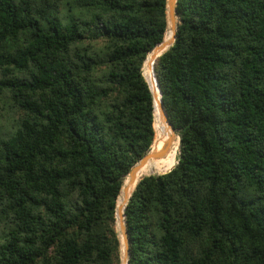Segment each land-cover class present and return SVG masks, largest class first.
Wrapping results in <instances>:
<instances>
[{
  "label": "trees",
  "instance_id": "1",
  "mask_svg": "<svg viewBox=\"0 0 264 264\" xmlns=\"http://www.w3.org/2000/svg\"><path fill=\"white\" fill-rule=\"evenodd\" d=\"M166 4L0 0V264H125ZM175 9L153 71L179 143L128 190V264H264V0Z\"/></svg>",
  "mask_w": 264,
  "mask_h": 264
},
{
  "label": "water",
  "instance_id": "2",
  "mask_svg": "<svg viewBox=\"0 0 264 264\" xmlns=\"http://www.w3.org/2000/svg\"><path fill=\"white\" fill-rule=\"evenodd\" d=\"M176 0H167V4H166V8H167V28L171 29L173 31V35H172V40L171 42L169 43V45L166 47V49L174 42V39H175V33H176V29H177V24H176ZM163 44V40L162 42H160L158 45H161ZM158 45H156L153 49H155ZM152 49V50H153ZM165 49V50H166ZM164 50V51H165ZM163 51V52H164ZM162 52V53H163ZM161 53V54H162ZM159 54V55H161ZM158 55V56H159ZM156 56V57H158ZM147 57L148 55L146 56V59L145 61L147 60ZM156 57L154 59L151 60L150 62V67H151V71H152V76H153V82L155 83V85L157 86V89L159 91V87H158V83L155 79V76H154V71H153V64H154V61L156 59ZM144 61V63H145ZM144 66V64H143ZM144 75V74H143ZM145 78V76H144ZM145 80L147 81V79L145 78ZM147 83L149 84V82L147 81ZM150 86V85H149ZM150 90L152 92V95H153V100L155 98L154 96V93H153V90L150 86ZM159 106H160V109H161V112L163 113L164 115V118L166 119V121L169 123V125L172 127L165 111H164V108H163V104H162V100H161V92L159 91ZM173 131H174V128L172 127ZM174 137H177L175 132H174V135L173 137H170L168 138L164 143L163 145L161 146L160 149L158 150H152L150 148V150L148 152H146L133 166L132 168L130 169L125 181H124V184L123 186L121 187L120 189V192L121 191H124V192H127L128 189L130 188V186L134 183V180H135V175L137 172L140 171V169L146 164V162L148 160H151V159H155V158H158L160 157L161 155H163L167 150L168 148L172 145L173 143V140H174ZM177 141L179 143V140H178V137H177ZM165 173V172H164ZM147 175H150V174H147ZM145 176V175H144ZM138 180L135 182V186L137 184ZM134 186V188H135ZM133 188V189H134ZM132 189V191H133ZM131 191V192H132ZM119 192V194H120ZM131 194V193H130ZM130 194L129 196L127 197V200L124 204V207H123V210H122V217H123V224L120 225V227L118 228L117 227V231L119 233V235H122V240H123V245H124V258H125V264H128V250H129V243H128V233H127V228H126V225H125V215H124V209H125V206H126V203L130 197ZM116 218H117V208H116ZM117 224V223H116ZM120 242H121V239H120ZM122 261H123V257H122Z\"/></svg>",
  "mask_w": 264,
  "mask_h": 264
},
{
  "label": "bare ground",
  "instance_id": "3",
  "mask_svg": "<svg viewBox=\"0 0 264 264\" xmlns=\"http://www.w3.org/2000/svg\"><path fill=\"white\" fill-rule=\"evenodd\" d=\"M167 29H169V28H167ZM171 30V29H170ZM172 31V30H171ZM172 35H173V31H172ZM172 35H171V37L168 39V40H166L165 42L163 41V44H161V45H158L155 49H153L152 51H154L155 50V52L154 53H152V55H151V57H150V59H149V61H148V70L150 71V73L152 72L151 71V67H150V62H151V60L152 59H154L155 57H156V54H157V52L158 51H160V50H162V49H164L166 46H168L169 45V43L171 42V40H172ZM158 56V55H157ZM151 83H152V87H153V92H154V96H155V100H156V104H157V106H158V110H159V113H160V115H161V117L163 118V120L166 122V124L168 125H164V127H163V129H164V132H165V134H169L170 132V135H169V137L168 138H170V137H173V135H174V131H173V129H172V127L169 125V123L166 121V119L164 118V115H163V113L161 112V109H160V106H159V98H158V95H157V91H156V88H155V84H154V82H153V78L151 77ZM151 86V85H150ZM158 90V89H157ZM174 139H176V137H174ZM162 145H163V143H162ZM161 145V146H162ZM171 147V146H170ZM170 147L168 148V150L170 149ZM157 149H159V147H157V148H155L154 150H157ZM167 150V151H168ZM156 159V158H155ZM172 167H170L167 171H169L170 169H171ZM141 170V169H140ZM138 173V172H137ZM136 173V174H137ZM135 178H136V175H135ZM135 181V180H134ZM129 190V189H128ZM124 192V191H123ZM129 195H128V191L127 192H124V200L119 204V206H118V217H119V226L120 225H122L123 224V217H122V209H123V205H124V203L126 202V200H127V197H128ZM123 241V240H122ZM124 261H125V258H124ZM123 262V261H122Z\"/></svg>",
  "mask_w": 264,
  "mask_h": 264
},
{
  "label": "rangeland",
  "instance_id": "4",
  "mask_svg": "<svg viewBox=\"0 0 264 264\" xmlns=\"http://www.w3.org/2000/svg\"><path fill=\"white\" fill-rule=\"evenodd\" d=\"M151 77H152V75H151V73H150V81H151ZM153 78V77H152ZM158 116H159V121H160V127H161V131H162V134H163V137H164V140H163V143L168 139V137H169V135H170V133L169 134H165V132H164V129H163V127H164V125L166 124V122L163 120V118L161 117V115H160V113H159V110H158ZM167 125V124H166ZM168 126V125H167ZM175 141H176V139H174L173 140V143H172V145L175 143ZM172 145H171V147H172ZM170 147V148H171ZM167 152V151H166ZM166 152L164 153V154H166ZM163 154V155H164ZM163 155H161V156H163ZM160 156V157H161ZM117 225V224H116ZM117 227H118V225H117Z\"/></svg>",
  "mask_w": 264,
  "mask_h": 264
},
{
  "label": "built area",
  "instance_id": "5",
  "mask_svg": "<svg viewBox=\"0 0 264 264\" xmlns=\"http://www.w3.org/2000/svg\"><path fill=\"white\" fill-rule=\"evenodd\" d=\"M150 85V84H149ZM150 87V86H149Z\"/></svg>",
  "mask_w": 264,
  "mask_h": 264
}]
</instances>
